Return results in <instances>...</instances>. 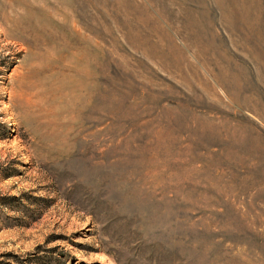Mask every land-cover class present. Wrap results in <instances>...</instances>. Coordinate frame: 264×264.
I'll use <instances>...</instances> for the list:
<instances>
[{
  "label": "rangeland",
  "instance_id": "rangeland-1",
  "mask_svg": "<svg viewBox=\"0 0 264 264\" xmlns=\"http://www.w3.org/2000/svg\"><path fill=\"white\" fill-rule=\"evenodd\" d=\"M0 264H264V0H0Z\"/></svg>",
  "mask_w": 264,
  "mask_h": 264
}]
</instances>
